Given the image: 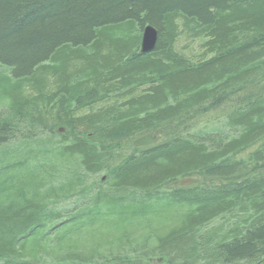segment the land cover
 Returning a JSON list of instances; mask_svg holds the SVG:
<instances>
[{
  "label": "trees",
  "instance_id": "16d2710c",
  "mask_svg": "<svg viewBox=\"0 0 264 264\" xmlns=\"http://www.w3.org/2000/svg\"><path fill=\"white\" fill-rule=\"evenodd\" d=\"M0 264H264V0H0Z\"/></svg>",
  "mask_w": 264,
  "mask_h": 264
},
{
  "label": "rangeland",
  "instance_id": "374dc122",
  "mask_svg": "<svg viewBox=\"0 0 264 264\" xmlns=\"http://www.w3.org/2000/svg\"><path fill=\"white\" fill-rule=\"evenodd\" d=\"M177 42H178L176 44L177 51H179L186 57L194 58V59H197L200 57L202 53L200 49L201 41L196 40V41L188 42L185 39L179 38ZM67 229H68L67 227H64V228L55 230L54 233L52 234L53 243L51 245L56 251H58V253L59 252L61 253L63 252V249L64 251L66 250L65 247L70 245L71 243L70 241L76 242V246L74 247L75 249L76 247H78L76 249V253L78 252L83 256H88L90 252H94L91 247H95L98 244H103L104 243L103 242L104 239H102L103 236L109 234L110 232L104 227L103 223H98L97 229H96L98 230V232H96L97 234H95L96 237L92 236L84 229L78 230L79 232H71ZM32 244H33L32 241H28L26 244V248L30 249ZM99 251L105 252V250L101 248H98V252Z\"/></svg>",
  "mask_w": 264,
  "mask_h": 264
},
{
  "label": "water",
  "instance_id": "95a60500",
  "mask_svg": "<svg viewBox=\"0 0 264 264\" xmlns=\"http://www.w3.org/2000/svg\"><path fill=\"white\" fill-rule=\"evenodd\" d=\"M142 36L140 40V52L145 53L153 50L156 46V40L158 36V32L154 27L147 24L144 26L142 30Z\"/></svg>",
  "mask_w": 264,
  "mask_h": 264
}]
</instances>
